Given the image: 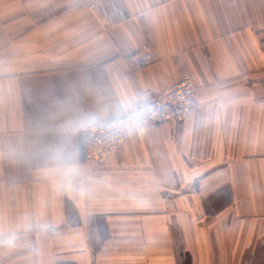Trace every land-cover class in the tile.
Returning a JSON list of instances; mask_svg holds the SVG:
<instances>
[{
	"label": "crops",
	"instance_id": "crops-1",
	"mask_svg": "<svg viewBox=\"0 0 264 264\" xmlns=\"http://www.w3.org/2000/svg\"><path fill=\"white\" fill-rule=\"evenodd\" d=\"M183 75L182 122L84 163ZM0 264H264V0H0Z\"/></svg>",
	"mask_w": 264,
	"mask_h": 264
},
{
	"label": "built area",
	"instance_id": "built-area-1",
	"mask_svg": "<svg viewBox=\"0 0 264 264\" xmlns=\"http://www.w3.org/2000/svg\"><path fill=\"white\" fill-rule=\"evenodd\" d=\"M155 61V55L148 45L125 56L129 72L148 66ZM198 104L196 89L189 76L183 75L155 94L143 92L136 106L122 119L102 122L80 129V146L85 164H101L112 157L125 141L123 123L142 128L150 124L182 122Z\"/></svg>",
	"mask_w": 264,
	"mask_h": 264
},
{
	"label": "clouds",
	"instance_id": "clouds-1",
	"mask_svg": "<svg viewBox=\"0 0 264 264\" xmlns=\"http://www.w3.org/2000/svg\"><path fill=\"white\" fill-rule=\"evenodd\" d=\"M117 118H119V117H117Z\"/></svg>",
	"mask_w": 264,
	"mask_h": 264
}]
</instances>
